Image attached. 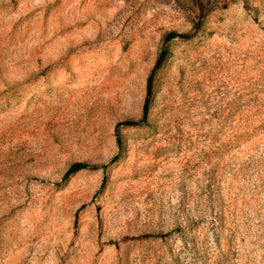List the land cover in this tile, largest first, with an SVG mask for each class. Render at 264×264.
Here are the masks:
<instances>
[{"label": "rangeland", "instance_id": "obj_1", "mask_svg": "<svg viewBox=\"0 0 264 264\" xmlns=\"http://www.w3.org/2000/svg\"><path fill=\"white\" fill-rule=\"evenodd\" d=\"M0 264H264V0H0Z\"/></svg>", "mask_w": 264, "mask_h": 264}, {"label": "trees", "instance_id": "obj_2", "mask_svg": "<svg viewBox=\"0 0 264 264\" xmlns=\"http://www.w3.org/2000/svg\"><path fill=\"white\" fill-rule=\"evenodd\" d=\"M200 27V24L197 23L194 28H193V32L191 33H178L176 31H170L168 32L167 36H166V39L167 40H170L172 38H175V37H182V38H191L193 37L196 32L198 31ZM165 54V52L162 54V56H160L156 62V64L154 65V67L152 68L149 76H148V79H147V94H146V98H145V101H144V104H143V116L141 117V119L139 120H126L124 122H122V124H125V125H140L141 123H144L146 121V118H147V110H148V106H149V99H150V95H151V91H152V83H153V78H154V74L156 72V70L161 66L162 64V61H163V55ZM116 134L118 135V138H119V133L118 131L116 130ZM86 164L85 163H75L73 164L69 169H68V174L80 169V168H83L85 167Z\"/></svg>", "mask_w": 264, "mask_h": 264}]
</instances>
